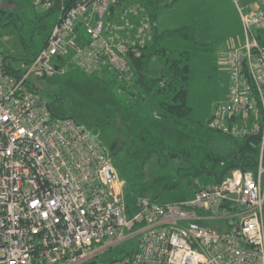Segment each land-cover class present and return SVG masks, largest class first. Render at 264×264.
Segmentation results:
<instances>
[{"label": "built area", "instance_id": "2783aa9c", "mask_svg": "<svg viewBox=\"0 0 264 264\" xmlns=\"http://www.w3.org/2000/svg\"><path fill=\"white\" fill-rule=\"evenodd\" d=\"M120 1L63 6L46 45L18 75L0 52V264H264V7H239L242 39L222 58L229 102L210 122L224 135L259 138L258 171L234 169L179 201L138 197L130 215L126 182L107 150L84 123L55 115L34 81L63 72L57 63L65 57L89 74L127 71L124 31L146 34L149 26L128 10L112 20ZM56 2L34 4L49 10ZM133 238L122 258L94 260Z\"/></svg>", "mask_w": 264, "mask_h": 264}, {"label": "rangeland", "instance_id": "374dc122", "mask_svg": "<svg viewBox=\"0 0 264 264\" xmlns=\"http://www.w3.org/2000/svg\"><path fill=\"white\" fill-rule=\"evenodd\" d=\"M235 1L239 7L245 6L250 10L264 5V0ZM34 2L35 0H0V8L13 12L16 19L5 26L0 22V52L15 69L24 70L28 65L27 60L43 49L49 32L47 29L56 21V14L40 9ZM41 16H46L42 23L38 19ZM158 22L161 27L168 29H172V26L195 25L197 40L201 45L179 40L173 44L179 50L190 53L188 104L192 108L193 120L188 126L173 131L156 123L152 117L154 115L150 113L156 107L150 103L142 104L141 117L145 118L147 133L144 135L148 143L183 146L200 140L220 139L222 134L210 129L209 121L219 104L229 102V72L222 58L228 50L226 38L233 34L234 12L231 0H176L170 7L162 9ZM239 39H242V34ZM60 63L66 68L63 72H57L52 78L34 79L39 91L56 112L73 115L94 133L109 153L120 176L129 184V191L147 192L152 197L162 193V197L170 201L184 199L188 192L184 181H180V187L174 190L164 191L163 186L175 181L179 169H184L187 164L169 157V154L154 155L146 164H142L140 157L143 154L136 153L139 145L136 140L140 132L145 130L136 124L131 127L129 136L124 123L126 115L122 117L123 121L121 117L114 119L108 116L115 107L111 95L116 89L115 85H102L91 74L77 67L72 58L65 57L57 64ZM132 140L136 141L135 146L131 144ZM180 173L186 175L187 171L184 169ZM203 181L201 177L199 185ZM136 243L137 238L122 242L105 250L94 260L109 263L113 259L122 258L135 248ZM100 248L101 245L95 247Z\"/></svg>", "mask_w": 264, "mask_h": 264}, {"label": "trees", "instance_id": "16d2710c", "mask_svg": "<svg viewBox=\"0 0 264 264\" xmlns=\"http://www.w3.org/2000/svg\"><path fill=\"white\" fill-rule=\"evenodd\" d=\"M78 1L57 0L54 7L48 11L50 14H56L57 18L63 6L70 8ZM175 1L122 0L117 6L112 8L111 19L115 20V22H117V16L124 14L128 10L127 14H130V20L133 21V19L137 18L139 21H147L149 31L146 34H139L137 29L124 31L123 40L129 47L128 63L130 68L127 71L118 73L111 68H106L102 73L91 75L102 85H115L116 89L111 94L115 107L110 111L111 113L108 116L114 119L121 117L122 119L126 115V120L122 119V121H125L129 136H131L132 132L131 127L136 126V124L142 130H145H141L142 133L140 132L136 140L139 141L136 153L143 154L140 157L142 164H146L154 155L160 156L163 154H169V157L182 160L187 164V167L184 168L187 174H181V170L184 169H179L178 178L164 185L163 190L177 189L180 187V181H184L183 183H186L188 189L184 199H188L202 186L222 182L234 169L256 173L259 168L260 141L258 137L237 139L221 133L220 139L210 141L200 140L183 146L171 144L158 146L148 143V139L144 135L145 132L147 133L146 124L144 125L145 118L141 117L142 104L150 103L156 107V109L150 112L151 115H154L152 117L156 120V123L173 131L188 126L193 120L192 108L188 104V85L191 75L190 53L179 50L173 44H176L179 40L199 45L196 26L188 24L180 28L163 31L157 26V20L162 9L170 7ZM134 10L137 12L136 14ZM45 17L41 16L38 18L40 23L45 20ZM14 20L16 19L13 12L0 8V22H2V26L10 24ZM40 27L44 28L47 26L40 25ZM52 27L47 29L49 30L47 39ZM76 33L81 38H85L81 25L76 27ZM263 35L264 32L259 35V39L264 44ZM139 36L142 39L138 41ZM47 39L44 45H46ZM37 54L35 53L31 59H28L27 64L32 62ZM4 59L8 73L14 75L21 73L22 70L15 69L8 62L7 58L4 57ZM37 89L39 91V88ZM51 108L55 115L75 119L73 115L58 114L52 105ZM212 119L209 121V128ZM136 141L132 140L131 144L133 143L132 145L135 146ZM204 175L208 177H203ZM201 177L204 181L202 185H199ZM123 179L125 180V178ZM128 188L129 184H126V203L128 213L131 215L134 212L137 198L148 196V193L137 192L136 190L129 191ZM160 194L154 197L150 195L149 197L161 202L170 201L163 198L162 193Z\"/></svg>", "mask_w": 264, "mask_h": 264}, {"label": "crops", "instance_id": "0c3cea01", "mask_svg": "<svg viewBox=\"0 0 264 264\" xmlns=\"http://www.w3.org/2000/svg\"><path fill=\"white\" fill-rule=\"evenodd\" d=\"M231 5H232V7H233V12H234V25H233V34L232 35H230L229 37H227L226 38V42H227V48H229L228 47V45L230 44V43H237L239 40H238V38L241 36V34H242V24H241V19H240V13H239V4H238V2L237 1H235V0H231ZM241 8H244V9H246V10H250V9H248L247 7H245V6H240ZM261 7H264V5H262ZM260 8V7H259ZM172 22V20L170 21V23ZM157 26H158V28H161L162 29V31L163 30H167L168 28H166V27H161V24L158 22V20H157ZM182 27V26H181ZM170 28H172V29H176V28H180V27H170ZM160 29V30H161Z\"/></svg>", "mask_w": 264, "mask_h": 264}]
</instances>
